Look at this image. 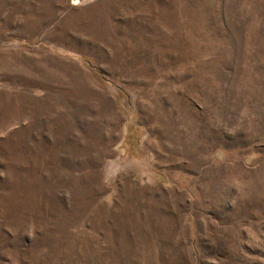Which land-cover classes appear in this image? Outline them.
I'll list each match as a JSON object with an SVG mask.
<instances>
[{"label": "rangeland", "instance_id": "1", "mask_svg": "<svg viewBox=\"0 0 264 264\" xmlns=\"http://www.w3.org/2000/svg\"><path fill=\"white\" fill-rule=\"evenodd\" d=\"M0 264H264V0H0Z\"/></svg>", "mask_w": 264, "mask_h": 264}, {"label": "clouds", "instance_id": "2", "mask_svg": "<svg viewBox=\"0 0 264 264\" xmlns=\"http://www.w3.org/2000/svg\"><path fill=\"white\" fill-rule=\"evenodd\" d=\"M231 185L236 188L237 191H241L246 186V181L239 177H232Z\"/></svg>", "mask_w": 264, "mask_h": 264}]
</instances>
